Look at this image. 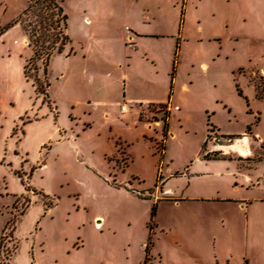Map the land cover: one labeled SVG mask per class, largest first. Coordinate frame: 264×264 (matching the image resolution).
I'll return each instance as SVG.
<instances>
[{"label": "rangeland", "instance_id": "1", "mask_svg": "<svg viewBox=\"0 0 264 264\" xmlns=\"http://www.w3.org/2000/svg\"><path fill=\"white\" fill-rule=\"evenodd\" d=\"M57 1L71 41L51 56L40 92L22 71L32 51L16 20L27 2L0 0L2 262L12 245L2 232L28 200L13 230L17 264H264L261 218L250 216L248 229L244 217L228 218L221 229L223 208L198 202L264 198L243 181L250 173L264 184V0ZM161 6L187 17L140 25L156 35L134 48L120 40L132 26L122 12L142 21ZM30 73L41 81V70ZM232 133L248 135L258 160L209 162L220 156L213 145L239 143Z\"/></svg>", "mask_w": 264, "mask_h": 264}, {"label": "crops", "instance_id": "2", "mask_svg": "<svg viewBox=\"0 0 264 264\" xmlns=\"http://www.w3.org/2000/svg\"><path fill=\"white\" fill-rule=\"evenodd\" d=\"M201 0H196V4H198ZM229 1V0H227ZM194 5V11H195V15L196 16H199V13H198V7L197 5ZM177 5V3H176ZM149 9H147V15H145L143 18H142V21L139 20V18L136 17V15H130L128 17V13L127 12H122L123 15H126V19L129 18V20L132 21L131 23V28H126L125 31L126 33H121V38L120 40L123 42V41H126L127 39V42L128 43V47H132L134 48V45L138 44L141 42V40H143V38H152L153 36L152 35H156V34H153V32H148V31H143V30H140L139 26L140 25H144L146 26L149 25V24H154V23H171L173 20L176 19V23L178 22V16L181 17L182 21L184 22V19L185 17H187V8L184 12L183 15H180V12H179V9H175L174 12L170 13V15H168V9L165 8L164 6L162 7H159V8H154V7H148ZM172 9L174 10V8L172 7ZM120 12V11H119ZM117 13L115 12L113 15V19L117 18L118 16H120L119 14L120 13ZM134 14V13H132ZM159 14L160 17H157L156 15ZM150 15V16H148ZM249 16H251V21H250V29L253 31H255L256 29H258L257 25L260 24L259 22V16H258V12L257 10H253L252 7L250 8L249 10ZM121 17V16H120ZM234 20H237V17H234L233 18ZM233 19L231 18L228 19L231 23L233 22ZM143 21H147L149 23H146V22H143ZM181 21V22H182ZM227 21V20H226ZM224 21V22H226ZM84 25H90L92 24V19L87 17V15L84 13V17L82 18V21H81ZM123 23H125V21L122 19V22L120 23V26L121 25H124ZM122 28V27H121ZM120 28V32H122ZM171 33L167 32L166 33H162V34H157V35H164V36H167V35H170ZM255 36V35H254ZM256 37V40L259 39L258 36H255ZM24 39H25V42H26V37L24 35ZM230 39V38H229ZM124 43V42H123ZM139 49V48H137ZM136 49V50H137ZM143 55H148V52L145 50ZM70 55H65V58L68 59ZM126 58H130L129 56H120L117 63L119 64V62H122L123 59H126ZM148 59H150L151 63H156L155 60L153 58H149L147 57ZM199 65L204 67V68H208V63L206 60H200L199 62ZM123 64H119V67H122ZM206 70V69H205ZM204 70V71H205ZM177 75V74H176ZM177 77V76H176ZM176 77L174 79V81H176ZM180 89H182L184 92L188 91L190 88H189V84L185 81H182L179 85ZM122 106V105H121ZM124 111H127V108L125 107V110ZM228 136H236L237 137V140H240L239 143H236L235 141H232V140H228V142H223V143H220V144H215L213 145V152L214 151H217L218 154L220 155L219 158L217 159H211L209 162H227L229 160H233L235 159L236 157H245V158H249V157H253V161L255 160H258L257 158V155H258V147H256L254 144H252L250 142V139L248 138V135L246 133H240L239 134H236V133H232V134H229ZM238 150V152H237ZM242 155V156H239ZM221 172H226L228 174H231L234 175L235 173H238V171H236V169L234 168H226L225 171H221ZM213 174H220V172H213ZM260 178H256V179H253L252 178V175L249 173H245L244 175V179L243 181L245 182V186L246 188H258L259 190H263L264 191V184L260 185L259 182H260ZM239 187L236 186V189H238ZM167 191V190H165ZM216 194H218V191H216ZM219 196L218 195H213V196H210V195H207V196H203L204 199L206 200H200L198 202H204V203H207V204H214L215 205V208H223V213H221V215H219L220 217V228L223 229L225 226L223 225L226 220H228L229 218V222H233V217H238V218H242L244 217V219L246 220L245 222L247 223V229H248V219L251 217H253V221L254 222H259L260 221V218L262 219V221L264 222V198H255V199H249L248 197H232V196ZM231 198L233 200H230L228 198ZM181 197H176L174 199V202H177V204L183 202L182 200H180ZM251 209H254L253 211ZM37 231V230H36ZM60 231H56V235L55 237L57 239H59L60 237ZM31 234V232H24L21 234L20 236V241H26L28 240V235ZM39 236V233H35V235L33 236V245L35 246L36 244V240L38 239L37 237ZM18 252H17V249L16 251L14 252V254L12 255L11 259H10V264L12 262V264H17V258H18ZM28 258V259H27ZM26 259L27 260H24L22 261L21 264H40V262L36 259L33 260L31 259L30 256H28ZM229 263V262H228Z\"/></svg>", "mask_w": 264, "mask_h": 264}, {"label": "trees", "instance_id": "3", "mask_svg": "<svg viewBox=\"0 0 264 264\" xmlns=\"http://www.w3.org/2000/svg\"><path fill=\"white\" fill-rule=\"evenodd\" d=\"M26 2L25 10L16 20L22 25L26 42L32 51L31 56L24 62L23 76L36 90L45 92L49 87L47 67L51 56L54 53H62L64 47L71 41L66 33L67 16L57 0H26ZM38 70H41V81L36 74L32 76L30 73V71L38 72ZM28 204L29 201H25L18 215L24 212ZM17 216L7 224V229L2 232H7L12 241L11 247L7 250L9 261L17 249L13 237ZM0 264H4L1 259Z\"/></svg>", "mask_w": 264, "mask_h": 264}, {"label": "built area", "instance_id": "4", "mask_svg": "<svg viewBox=\"0 0 264 264\" xmlns=\"http://www.w3.org/2000/svg\"><path fill=\"white\" fill-rule=\"evenodd\" d=\"M121 110H122V111L125 110V106H124V105L121 106Z\"/></svg>", "mask_w": 264, "mask_h": 264}]
</instances>
